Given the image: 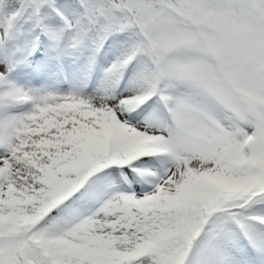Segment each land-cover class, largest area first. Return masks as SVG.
<instances>
[{
	"label": "snow or ice",
	"instance_id": "1",
	"mask_svg": "<svg viewBox=\"0 0 264 264\" xmlns=\"http://www.w3.org/2000/svg\"><path fill=\"white\" fill-rule=\"evenodd\" d=\"M0 264H264V0H0Z\"/></svg>",
	"mask_w": 264,
	"mask_h": 264
}]
</instances>
